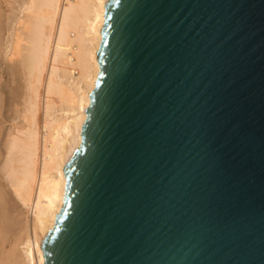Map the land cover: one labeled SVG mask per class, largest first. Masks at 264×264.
Instances as JSON below:
<instances>
[{
    "label": "water",
    "instance_id": "1",
    "mask_svg": "<svg viewBox=\"0 0 264 264\" xmlns=\"http://www.w3.org/2000/svg\"><path fill=\"white\" fill-rule=\"evenodd\" d=\"M44 264H264V0H107Z\"/></svg>",
    "mask_w": 264,
    "mask_h": 264
},
{
    "label": "bare ground",
    "instance_id": "2",
    "mask_svg": "<svg viewBox=\"0 0 264 264\" xmlns=\"http://www.w3.org/2000/svg\"><path fill=\"white\" fill-rule=\"evenodd\" d=\"M106 1L21 0L17 9L12 4L10 28L0 45V55L8 62L7 67L0 63V101L5 91L4 68L10 69L13 78L25 74L27 92L24 126H15L17 132L7 134V155L2 165L17 198L32 211L29 236L20 241L21 252L17 250L18 264L45 262L43 241L63 206L64 170L81 143L86 108L99 73ZM71 78L74 87L65 82Z\"/></svg>",
    "mask_w": 264,
    "mask_h": 264
},
{
    "label": "rangeland",
    "instance_id": "3",
    "mask_svg": "<svg viewBox=\"0 0 264 264\" xmlns=\"http://www.w3.org/2000/svg\"><path fill=\"white\" fill-rule=\"evenodd\" d=\"M20 1L21 0H0V45H2L6 40L10 28V18L12 16V13L14 12V8H18ZM12 4L13 7L15 6L14 8L12 7ZM4 58V55H0V63L7 67L8 62H6L7 60H3ZM3 71L5 72L4 74H2V83L4 84L5 91L4 98L0 101V106H3L2 110L0 111V168L3 166L0 171V264H18L20 260L16 258L18 253L17 250L19 251V253L21 252L20 243L29 236V227L32 219V211L29 210L27 207L23 206L17 198L13 188L11 187V180L7 176L6 171L3 169L4 165L2 164L5 163V157L7 155V147H5L7 146V140L9 137L7 136V134L11 133L12 131L16 133L17 128H22L24 126V119L22 114L24 110V95L27 92V82L25 74H23L22 72V74L20 73L18 74V76L15 75L16 78H13V76H11V74L9 73L10 69L7 71L4 68ZM71 79L72 80H68L65 82L74 87V80L73 78ZM58 108H56V112L58 113H55V115L60 114ZM43 120L44 114L41 110L39 118L40 128H42L43 126ZM25 229L26 233L24 232ZM22 231L25 233V235ZM21 232L22 234H20ZM22 235H24V237ZM17 240H19V244ZM13 251L14 253L16 252V256L15 254H13ZM10 257H12L13 259H11Z\"/></svg>",
    "mask_w": 264,
    "mask_h": 264
}]
</instances>
